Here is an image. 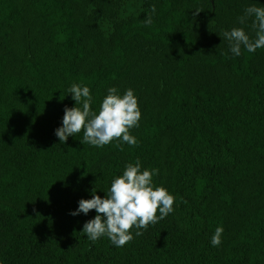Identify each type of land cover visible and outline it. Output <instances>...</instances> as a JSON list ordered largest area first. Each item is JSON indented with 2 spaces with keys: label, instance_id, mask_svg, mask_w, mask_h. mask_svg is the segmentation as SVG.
I'll list each match as a JSON object with an SVG mask.
<instances>
[{
  "label": "trees",
  "instance_id": "16d2710c",
  "mask_svg": "<svg viewBox=\"0 0 264 264\" xmlns=\"http://www.w3.org/2000/svg\"><path fill=\"white\" fill-rule=\"evenodd\" d=\"M250 6L264 0H0V264H264V48L235 56L222 35L255 38ZM74 83L96 113L132 89L138 145L61 143ZM137 159L174 211L123 247L91 241L96 211L70 213Z\"/></svg>",
  "mask_w": 264,
  "mask_h": 264
},
{
  "label": "clouds",
  "instance_id": "9594fccd",
  "mask_svg": "<svg viewBox=\"0 0 264 264\" xmlns=\"http://www.w3.org/2000/svg\"><path fill=\"white\" fill-rule=\"evenodd\" d=\"M155 10L153 5L152 13ZM200 12L198 9L194 15ZM248 18H254L251 25L255 31L254 39L243 28H233L222 34L235 56L241 55L242 46L251 53L264 48V7H247L239 22L244 24ZM144 23L151 25L152 16H147ZM68 91L76 107L65 108L62 127L56 129L55 135L61 143H66L70 136H76L83 130L82 143L94 147L120 141L116 147L123 151V143L138 145L131 129L139 127L142 113L132 89L120 95L116 88H109L98 113L92 111L93 97L89 87L74 83ZM158 173L159 169L142 170L137 159L135 164L126 165L122 175L113 179L106 198L102 199L94 191L91 199H81L78 209L71 215H88L92 210L97 213L94 219L84 224L82 234L93 242L107 236L113 245L123 247L135 238L133 228L136 229V237L142 236L144 232L141 229L146 231L150 225L165 219L174 211L175 197L165 187L154 185L153 177ZM223 231L222 227L216 228L211 239L214 247L222 243Z\"/></svg>",
  "mask_w": 264,
  "mask_h": 264
}]
</instances>
